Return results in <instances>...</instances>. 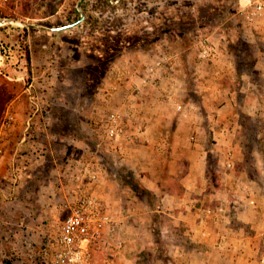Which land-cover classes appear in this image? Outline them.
<instances>
[{"label": "rangeland", "instance_id": "obj_1", "mask_svg": "<svg viewBox=\"0 0 264 264\" xmlns=\"http://www.w3.org/2000/svg\"><path fill=\"white\" fill-rule=\"evenodd\" d=\"M248 1L256 0H0V264H45L41 250L68 214L66 199L92 173L114 221L104 244L93 246L95 264H264V16L241 18ZM166 53L172 67L150 77L157 92L140 97L156 107L152 139L132 134L142 127L125 117L130 141L108 140L100 121L120 111ZM171 87L168 95L198 123L219 110L225 118L205 142L191 122L177 121ZM174 125L180 135H161ZM211 143L222 149L209 156L211 169L230 163L254 181L246 197L260 236L251 249H226V260L185 234L184 209L158 207L170 192L169 167L186 166L170 154ZM231 219L228 227L255 237Z\"/></svg>", "mask_w": 264, "mask_h": 264}, {"label": "crops", "instance_id": "obj_2", "mask_svg": "<svg viewBox=\"0 0 264 264\" xmlns=\"http://www.w3.org/2000/svg\"><path fill=\"white\" fill-rule=\"evenodd\" d=\"M245 1L241 0V2ZM126 78H129L131 81L133 75H124L120 79ZM158 83L156 82L157 85L152 83L147 84L143 89L142 86H137L136 89L141 87L139 91H132L121 100L120 112L125 117L132 118L131 123H134L133 125L142 127L141 130L139 128L132 132L136 136H146L147 134L152 139V127H154L152 122L156 116V107L155 104H152L153 101L146 102L140 97H143L144 93L147 94L148 91H151V93L157 92L156 87ZM169 90L168 93L166 92L167 95L172 93L173 88L171 87ZM120 92L123 94L122 89L119 87ZM168 103L173 114L178 118L177 121H184L183 119H186V122H191L187 123L186 127H189L192 131L194 130L197 134H201L202 139L204 136H206L205 139L211 137V130L215 132V129L222 125L224 117H220L221 113L219 109L216 115H212L211 119L209 114L208 116L204 115V118L201 116L200 119L202 118L203 122L201 120L198 123L197 119L199 118L189 117L190 114L187 113L188 110L186 111L187 107L183 108L175 97L169 96ZM175 104L181 106L180 112L176 111ZM194 106L192 105V107ZM195 108L198 109L197 107ZM161 120H163L162 122L165 124V127H167L168 123L172 124L168 118ZM179 126H182V123ZM166 131L167 129H163L161 135L165 137L169 135L173 138L180 135L176 125H174V128H171L172 133ZM202 141L205 142L204 139ZM218 151H222L221 147L211 143L208 147L206 144H199L197 149L186 146V148L179 150V156L176 153L170 154L169 158H179V161L183 159L186 166L179 164L177 167H169L165 179H167L166 184L170 186L169 190L167 188V191L170 192L163 195L162 198L164 199H160L159 202L161 201L164 205L158 203V207L162 208V210H164L163 208L165 206L166 208L170 206L171 209L181 208V213L184 209L183 222L187 224L185 234L189 235L192 242L195 239H198L200 243L207 241L206 246L208 249H213L210 255L218 256L222 260H226V257L230 254L227 253L226 249H237L240 248V245L244 249H251V242L260 235L256 231L259 230V223H257L258 219L256 216L257 209L255 210L250 206V195L248 194L249 196L246 197L247 192L252 189L251 187L254 181L246 177V172L235 170L234 166L230 163H228V169L215 165L211 169L208 165L209 156H212V154L218 155ZM229 155L231 154L229 153ZM231 156L232 158L234 157V155ZM153 183H155V180ZM140 184L152 193L151 188L141 182ZM167 197L170 199H166ZM231 198H237V200ZM226 201L229 202L228 204H232L230 207L234 210L233 217L227 214ZM211 202H213L212 205ZM231 218H235L236 221L242 223L244 226L255 230L256 232L253 234L255 237L253 236L252 238V235H242V228L236 229L233 226L228 227L226 224L232 220Z\"/></svg>", "mask_w": 264, "mask_h": 264}, {"label": "built area", "instance_id": "obj_3", "mask_svg": "<svg viewBox=\"0 0 264 264\" xmlns=\"http://www.w3.org/2000/svg\"><path fill=\"white\" fill-rule=\"evenodd\" d=\"M237 14L252 24L254 19L264 16V0H256L253 3L248 1L247 4L241 5ZM209 55V48L202 43L199 57L205 58ZM172 64L173 60L169 53L157 57L146 68V76L140 86L146 87L147 84L153 83L155 80H150V77L160 69L171 68ZM136 90L139 91V88ZM175 108L176 111H181L180 105L175 104ZM100 128L108 140L123 139L128 142L132 138L126 133L125 116L120 111L107 113L100 121ZM89 176L94 181L85 184L84 188H81V184H77V192H74L75 200L66 199L68 214L62 221L56 238L46 241L41 250L45 264H95L93 246L103 245L106 236L112 232L111 225L114 221L104 211L102 201L93 189L97 177L94 173ZM114 246L115 250L119 251L122 242L117 241Z\"/></svg>", "mask_w": 264, "mask_h": 264}, {"label": "trees", "instance_id": "obj_4", "mask_svg": "<svg viewBox=\"0 0 264 264\" xmlns=\"http://www.w3.org/2000/svg\"><path fill=\"white\" fill-rule=\"evenodd\" d=\"M55 12H56V10L51 9L50 11L45 12L44 15H45V16H51V15L55 14ZM2 15H4V14L2 13ZM77 16H78V15H77ZM78 18H79V16H78ZM78 18H77L76 20H78Z\"/></svg>", "mask_w": 264, "mask_h": 264}, {"label": "water", "instance_id": "obj_5", "mask_svg": "<svg viewBox=\"0 0 264 264\" xmlns=\"http://www.w3.org/2000/svg\"><path fill=\"white\" fill-rule=\"evenodd\" d=\"M77 10H78V12L80 13V15H81V18L83 19V15H82V13H81L80 9H79V8H77ZM64 28H65V27H64Z\"/></svg>", "mask_w": 264, "mask_h": 264}]
</instances>
